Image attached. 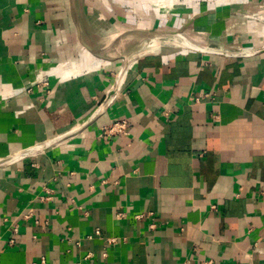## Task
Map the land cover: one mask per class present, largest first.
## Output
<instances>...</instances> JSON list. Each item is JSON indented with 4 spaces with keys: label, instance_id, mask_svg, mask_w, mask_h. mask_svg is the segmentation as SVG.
Wrapping results in <instances>:
<instances>
[{
    "label": "crops",
    "instance_id": "crops-1",
    "mask_svg": "<svg viewBox=\"0 0 264 264\" xmlns=\"http://www.w3.org/2000/svg\"><path fill=\"white\" fill-rule=\"evenodd\" d=\"M237 2L0 0V264H264V21Z\"/></svg>",
    "mask_w": 264,
    "mask_h": 264
},
{
    "label": "built area",
    "instance_id": "built-area-1",
    "mask_svg": "<svg viewBox=\"0 0 264 264\" xmlns=\"http://www.w3.org/2000/svg\"><path fill=\"white\" fill-rule=\"evenodd\" d=\"M113 96H110L107 101H109ZM126 120L113 121L102 128L103 134L110 136H125L129 133V127ZM58 143V141L54 142Z\"/></svg>",
    "mask_w": 264,
    "mask_h": 264
},
{
    "label": "rangeland",
    "instance_id": "rangeland-1",
    "mask_svg": "<svg viewBox=\"0 0 264 264\" xmlns=\"http://www.w3.org/2000/svg\"><path fill=\"white\" fill-rule=\"evenodd\" d=\"M237 4H240L238 6H242V7L244 6V8L247 6L246 9H248L249 11H252L254 15H256V18H258V20L262 19V21H264V9L256 7V6H259L260 4L263 5L264 0H260V1L254 0L250 2H248L247 0H238Z\"/></svg>",
    "mask_w": 264,
    "mask_h": 264
},
{
    "label": "bare ground",
    "instance_id": "bare-ground-1",
    "mask_svg": "<svg viewBox=\"0 0 264 264\" xmlns=\"http://www.w3.org/2000/svg\"><path fill=\"white\" fill-rule=\"evenodd\" d=\"M174 41H175V40H174ZM179 43H180V42H179ZM179 43H178V44H179ZM181 43H182V42H181ZM183 43H184V42H183ZM185 44H186V43H185ZM173 45H174V44H173ZM187 45H188V44H187Z\"/></svg>",
    "mask_w": 264,
    "mask_h": 264
},
{
    "label": "water",
    "instance_id": "water-1",
    "mask_svg": "<svg viewBox=\"0 0 264 264\" xmlns=\"http://www.w3.org/2000/svg\"><path fill=\"white\" fill-rule=\"evenodd\" d=\"M187 28H188V26H187ZM87 47V46H86Z\"/></svg>",
    "mask_w": 264,
    "mask_h": 264
}]
</instances>
